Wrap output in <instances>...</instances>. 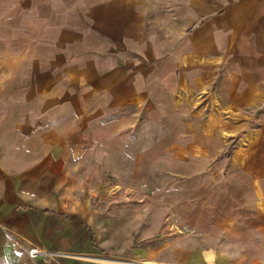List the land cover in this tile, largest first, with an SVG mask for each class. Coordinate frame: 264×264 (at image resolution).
Masks as SVG:
<instances>
[{
	"label": "crops",
	"instance_id": "0c3cea01",
	"mask_svg": "<svg viewBox=\"0 0 264 264\" xmlns=\"http://www.w3.org/2000/svg\"><path fill=\"white\" fill-rule=\"evenodd\" d=\"M91 1L95 9L103 8L106 14L130 23L120 35L118 59L114 58L112 65H105L107 58L102 55H91L77 63L68 61V57L59 62L56 56L60 57L62 48L49 49L48 43L61 39L62 29L47 26L39 30L40 25H35L30 16L18 24L14 18L19 0H0V264H97L78 256L85 250L71 243L69 230L66 241L73 248L68 251L56 242L58 235L53 231L54 225H62L61 220L69 222L72 215L82 214L81 219L87 214L69 204L80 190L72 187L77 180L76 170L86 166L88 150H121L112 139L124 134L126 130L120 131V127L131 125L127 107L143 108L148 103V109L150 100L160 104L161 88L164 91L170 86L174 90V85L165 80L167 71L176 69L165 59L158 62L159 70L150 65L124 67L119 61L118 53L124 48L137 50L142 56L150 55L152 50L162 55L170 52L165 44L150 48L139 22L144 16L135 13L136 6L123 5L124 0ZM43 4L48 6V0ZM196 4V0H190V10H196ZM12 5L14 8L8 11ZM27 5L40 4L31 0ZM217 9L213 18L191 36L177 37L176 31L173 41L178 43L173 58L183 59L191 46L199 53V45L205 43L225 62L221 88L227 91L228 86L230 94L225 92L223 101L243 102L256 95L259 104L261 94L264 96V0H221ZM78 12L82 13L81 8ZM182 13L177 11L179 16ZM233 60L235 64L228 67L227 61ZM179 64L183 66L184 62ZM211 66L198 64L197 68L184 70L192 73L193 84L199 88L201 82L197 79L207 77ZM256 172L257 190L264 200V179ZM246 187L244 194L253 193L255 185L249 183ZM182 210L186 214L182 225L203 245L190 253L183 248L181 259L189 258L195 264H264V204L223 208L228 210L224 212L227 215L214 224L210 223L213 218L208 222L203 216L208 213L204 208ZM213 239H221L220 250L211 245ZM90 241H95L93 234ZM35 246L68 254L61 253L58 259L47 254L30 257L29 251ZM94 259L129 263L105 257Z\"/></svg>",
	"mask_w": 264,
	"mask_h": 264
},
{
	"label": "rangeland",
	"instance_id": "374dc122",
	"mask_svg": "<svg viewBox=\"0 0 264 264\" xmlns=\"http://www.w3.org/2000/svg\"><path fill=\"white\" fill-rule=\"evenodd\" d=\"M29 1L19 0L14 19L19 24L30 16L42 31L47 26L61 28L62 38L48 43L49 49L62 48V58L56 56L59 62L68 57V61L77 63L91 55H102L107 58L104 64L112 65L114 58L118 59L116 47L120 35L130 27L124 18L106 14L103 8L95 9L91 0H48V6H44L43 0H34L39 6H29ZM80 1L87 3L80 6ZM189 1L122 2L135 5V13L144 16L139 22L142 21L141 30L144 29L150 48L165 44L170 52L162 55L152 50L150 55L142 56L137 50L124 48L118 53L120 63L129 68L150 65L159 70L158 62L165 59L176 69L172 73L167 71L165 80L168 85H174V90L170 86L164 91L161 88L160 104L150 100L148 109V103L143 108L127 107L131 125L120 127V131H126L117 140L112 139L113 145L121 150H88L90 158L86 166L76 170L77 180L72 187L80 190L69 204L87 214L84 219H79L82 214H77L72 215L69 222L61 220L62 225H54L53 231L58 235L56 242L68 251L73 248L66 241L69 230L70 239L76 240L71 243L76 249L85 250L78 255L85 261L195 264L189 258L188 261L181 259L184 250L190 253L203 245L182 225V218L186 216L182 207L204 208L208 213L203 216L208 222L213 218L210 223L214 224L227 215L224 212L228 210L223 208L264 204L257 190L256 175L258 171L264 179V96L261 94L259 104L256 95L243 102L223 101L225 92L230 94L228 86L227 91L221 88L225 62L221 55L208 50L204 41L199 45L203 49L200 48L199 53L193 52L191 46L189 52L182 55L183 59L173 58L178 43L173 41L176 31L177 37L191 36L200 25L213 18L221 0H196V10H190ZM13 8L14 5L8 6L7 10ZM80 8L82 13L78 12ZM179 10H183V15H177ZM44 11H47L46 16ZM180 61L184 62L183 66ZM234 62L227 61L226 65L230 67ZM205 63L212 65L208 76L211 75L198 78L196 82L201 85L195 88L194 76L184 69ZM249 183L255 185L253 193L244 194ZM91 234L94 243L89 242ZM210 243L218 250L222 247L221 239ZM33 248L47 252L44 254L53 259L63 256L61 253L68 254ZM96 257L129 263H104L95 260Z\"/></svg>",
	"mask_w": 264,
	"mask_h": 264
},
{
	"label": "built area",
	"instance_id": "2783aa9c",
	"mask_svg": "<svg viewBox=\"0 0 264 264\" xmlns=\"http://www.w3.org/2000/svg\"><path fill=\"white\" fill-rule=\"evenodd\" d=\"M45 252L41 249H37V248H32L30 251H29V255L30 257H36L40 254H44Z\"/></svg>",
	"mask_w": 264,
	"mask_h": 264
},
{
	"label": "bare ground",
	"instance_id": "6f19581e",
	"mask_svg": "<svg viewBox=\"0 0 264 264\" xmlns=\"http://www.w3.org/2000/svg\"><path fill=\"white\" fill-rule=\"evenodd\" d=\"M208 258H209V257H208ZM209 259H211V257H210ZM99 260H100V259H99ZM101 260H102V259H101ZM106 261H107V260H106ZM106 261H105V262H106ZM108 261H109V260H108Z\"/></svg>",
	"mask_w": 264,
	"mask_h": 264
}]
</instances>
